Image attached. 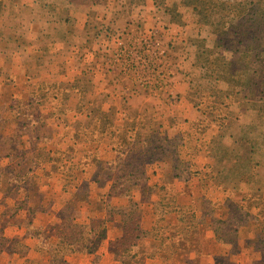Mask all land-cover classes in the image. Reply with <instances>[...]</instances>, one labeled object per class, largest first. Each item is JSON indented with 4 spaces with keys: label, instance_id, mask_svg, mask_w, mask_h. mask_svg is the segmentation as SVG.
Wrapping results in <instances>:
<instances>
[{
    "label": "rangeland",
    "instance_id": "rangeland-1",
    "mask_svg": "<svg viewBox=\"0 0 264 264\" xmlns=\"http://www.w3.org/2000/svg\"><path fill=\"white\" fill-rule=\"evenodd\" d=\"M188 173L222 204H177ZM140 194L158 249L190 248L174 264H264V0H0V264H51L26 257L28 226L72 249L86 201L99 236L121 216L110 249L142 264Z\"/></svg>",
    "mask_w": 264,
    "mask_h": 264
},
{
    "label": "crops",
    "instance_id": "crops-1",
    "mask_svg": "<svg viewBox=\"0 0 264 264\" xmlns=\"http://www.w3.org/2000/svg\"><path fill=\"white\" fill-rule=\"evenodd\" d=\"M189 114L190 117L194 120V118L197 117V112L192 109L189 110ZM93 144H95L94 146V150L98 153L97 155V159L99 160H105V158H103L102 156L99 155V150H100V146L101 145H105V144H101L99 141L93 142ZM109 148V147H108ZM107 148V150H108ZM109 152V150H108ZM110 153V152H109ZM109 158V157H107ZM172 169V172L170 173L171 176L174 175ZM218 172H216L215 174H217ZM163 174H167V173H163ZM187 176H190V191H188V193L190 192L191 197H189L188 201H180L179 197H181L184 193V189L182 188H178L176 189L177 195H176V203L177 204H185L188 205L190 204V202L194 203V207L197 208V203H195L196 201L200 202L201 204H205V201H220L219 204H222L223 200L225 199L226 195H224L223 192L220 193L218 195V198H211L210 196H205L201 199H199L201 196L200 194L195 195V192H211L212 189H215L213 186L211 185H206L205 183L207 181H203L201 183H199L198 181L196 182L195 176H193V174H187ZM177 180V179H175ZM211 182V181H208ZM108 181H106L104 183V186L101 187L98 185H94L91 184L90 187L91 189H104L107 185ZM197 184V185H195ZM250 185H252L250 183ZM130 186H128L129 188ZM134 187L131 188L132 193L135 191L133 190ZM218 189V188H217ZM219 190V189H218ZM138 191V190H136ZM197 196V197H196ZM92 198V196L90 197ZM114 196H112L110 198V202L109 205L113 208H120V205H115L117 203H115L113 201ZM198 198V199H196ZM207 198V199H206ZM91 201H94L91 199ZM125 203V201H123V204ZM139 204H137V206L141 209L138 210L139 215L137 216V220L134 223H138L139 224V228L140 231L137 232L136 237H135V242L138 245V248L140 246H146V247H150L149 251H146V253L143 254V258H142V264H172L174 258L176 257V255L178 254V252H188L190 251V248L182 250L179 248H173L171 251L169 252H164L160 249H158L157 245L159 244L157 242V238H154L152 236H147V232L148 230L151 229V227L153 225H156L155 223V216L152 215V211H151V207H152V203L150 202V209L149 207L145 206L148 205L149 202H145V199L143 198V195L140 194L139 197ZM93 203H91L90 205L88 204V202L86 201V203H82L81 206L79 208H84L81 210L76 211V215H75V219H74V224L75 226L80 229L78 236L75 237L76 241H71L74 242V247H72V249H66L67 246V242H68V236L64 233V231L58 232V235L54 234L53 231L52 233H50V235L46 236V233H49L48 231L46 233H41L40 235H36L33 234L31 232L30 227L28 226L27 228V233L25 235L23 234H18L17 238L21 239L22 242L26 243L27 245V253H26V257L27 258H31L33 257H40L41 259H47L51 262V264H61V262H57L58 259H64L66 260L65 262H63V264H124L123 261L120 258V254L115 253L113 250L110 249L109 243L116 239V238H124L125 234H124V228L122 226L123 221L120 219H117V217H121L120 215H115L112 214L113 219L111 221H109V224H106V230L104 232V235L99 236L98 232L96 231L95 226H93V221L94 219L98 220V216L100 215V213L97 212V208L94 205H92ZM119 204V203H118ZM199 206V203H198ZM201 206V205H200ZM87 207V208H86ZM223 207V206H222ZM77 210V209H76ZM150 210V211H149ZM124 212V211H123ZM121 212V214L123 213ZM46 218L47 217L45 215H41L38 216V220L34 222H32L33 228L35 226H37V224H42L44 225L49 220H52L54 224H60L62 222L61 219H55L54 216H51L50 219L47 221H45V219H42L43 221H40V218ZM45 222V223H44ZM172 224V223H171ZM199 225H203V232H204V236L206 234L207 239H212L213 241H215V235H214V225L212 224V218L208 215H206L202 221L198 224ZM246 225H244L243 223L240 224L237 228H236V232L242 233V230L245 228ZM7 231V229H5ZM85 231V232H84ZM126 231V229H125ZM144 231V233H142ZM252 231V230H250ZM89 232V233H88ZM235 232V233H236ZM252 234V232H251ZM167 235V236H165ZM164 239L165 240H169L171 239V236L167 234V232L164 233ZM243 239H245V237H239V241H242ZM222 240V239H219ZM77 243V244H76ZM72 244V243H71ZM223 246V245H222ZM133 247V246H132ZM245 246L242 247V249ZM57 248V249H56ZM152 248H156V251H151ZM59 249V250H58ZM245 249V248H244ZM177 250V251H175ZM251 250V249H250ZM150 252H152V254H150ZM134 256V253H132ZM224 254V253H221ZM15 255V254H12ZM141 254H138V256H140ZM190 252L187 253V257H189ZM17 256V255H16ZM62 256L64 258H62ZM129 256V255H128ZM127 256V257H128ZM55 257H58L57 260H54ZM56 261V262H55ZM23 264H32L31 261H28V263H23ZM174 264V263H173ZM177 264V263H176Z\"/></svg>",
    "mask_w": 264,
    "mask_h": 264
}]
</instances>
